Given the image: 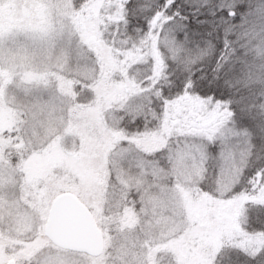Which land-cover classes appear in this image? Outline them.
<instances>
[{
	"label": "snow or ice",
	"instance_id": "snow-or-ice-1",
	"mask_svg": "<svg viewBox=\"0 0 264 264\" xmlns=\"http://www.w3.org/2000/svg\"><path fill=\"white\" fill-rule=\"evenodd\" d=\"M20 3L0 19V264H264V0ZM80 72L98 132L68 181L37 141Z\"/></svg>",
	"mask_w": 264,
	"mask_h": 264
},
{
	"label": "rangeland",
	"instance_id": "rangeland-1",
	"mask_svg": "<svg viewBox=\"0 0 264 264\" xmlns=\"http://www.w3.org/2000/svg\"><path fill=\"white\" fill-rule=\"evenodd\" d=\"M23 11V5L20 0H4L3 8H0V19L5 24L17 19ZM4 71L7 73V69ZM31 72V69L28 70ZM79 77L73 76L67 80L68 97L66 102L57 108L55 115H53L49 122L43 136L37 141V145L43 146L46 150L55 145L60 150V156L55 157L61 163L57 165L55 175L61 179L72 181L71 177L66 170L67 167H78L85 163H91L92 158L88 152L83 149H90L92 142H94L98 129L86 122L83 119L84 109L87 107V96L85 93L93 90V84L89 82L90 77L84 72L78 74ZM24 77L18 80L9 77L6 81L5 87L11 88L16 85L24 84ZM63 84V78L56 84L57 91L59 92ZM25 87L30 85L24 84ZM78 87V91H77ZM2 95V91H0ZM79 98L80 102H77ZM62 147L69 150L66 153ZM44 161H38L36 167H43Z\"/></svg>",
	"mask_w": 264,
	"mask_h": 264
},
{
	"label": "water",
	"instance_id": "water-1",
	"mask_svg": "<svg viewBox=\"0 0 264 264\" xmlns=\"http://www.w3.org/2000/svg\"><path fill=\"white\" fill-rule=\"evenodd\" d=\"M62 150H63L64 152H66V153H69V152H70L69 150H67V149H65V148H63V147H62Z\"/></svg>",
	"mask_w": 264,
	"mask_h": 264
}]
</instances>
